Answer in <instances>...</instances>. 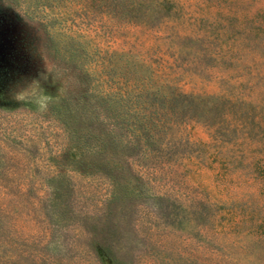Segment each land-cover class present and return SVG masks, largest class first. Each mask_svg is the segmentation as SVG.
<instances>
[{
  "label": "rangeland",
  "instance_id": "1",
  "mask_svg": "<svg viewBox=\"0 0 264 264\" xmlns=\"http://www.w3.org/2000/svg\"><path fill=\"white\" fill-rule=\"evenodd\" d=\"M0 264H264V0H0Z\"/></svg>",
  "mask_w": 264,
  "mask_h": 264
},
{
  "label": "clouds",
  "instance_id": "2",
  "mask_svg": "<svg viewBox=\"0 0 264 264\" xmlns=\"http://www.w3.org/2000/svg\"><path fill=\"white\" fill-rule=\"evenodd\" d=\"M51 98H52L51 96L46 95L45 93L37 94L33 102L40 110H46Z\"/></svg>",
  "mask_w": 264,
  "mask_h": 264
}]
</instances>
